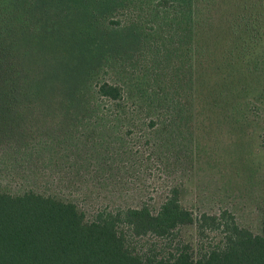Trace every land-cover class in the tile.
<instances>
[{
	"label": "rangeland",
	"instance_id": "374dc122",
	"mask_svg": "<svg viewBox=\"0 0 264 264\" xmlns=\"http://www.w3.org/2000/svg\"><path fill=\"white\" fill-rule=\"evenodd\" d=\"M89 1L0 0V189L92 216L179 188L263 234L264 0Z\"/></svg>",
	"mask_w": 264,
	"mask_h": 264
},
{
	"label": "trees",
	"instance_id": "16d2710c",
	"mask_svg": "<svg viewBox=\"0 0 264 264\" xmlns=\"http://www.w3.org/2000/svg\"><path fill=\"white\" fill-rule=\"evenodd\" d=\"M98 93L123 98L122 87L109 82ZM194 224L199 238L215 233L217 240L197 248L185 241L182 229ZM0 264H264V233L242 227L229 210L196 217L179 188L155 213L143 204L92 216L55 195L0 189Z\"/></svg>",
	"mask_w": 264,
	"mask_h": 264
}]
</instances>
